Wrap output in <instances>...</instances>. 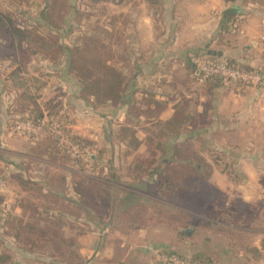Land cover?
I'll list each match as a JSON object with an SVG mask.
<instances>
[{
  "label": "crops",
  "instance_id": "1",
  "mask_svg": "<svg viewBox=\"0 0 264 264\" xmlns=\"http://www.w3.org/2000/svg\"><path fill=\"white\" fill-rule=\"evenodd\" d=\"M155 6L156 9L149 0L116 3L118 15L128 22L127 36L136 39L137 52L140 49L145 58L136 72L138 78L143 77L144 89L136 96L137 80H132L130 102L120 106L124 109L122 118L130 120L127 109L133 100L144 114L148 101L163 104L164 108L151 117L154 120L145 128L150 137L151 131L157 130L155 121H166L177 109L187 108L191 120L179 132L175 148L184 150L187 146L190 159L176 157L170 166H190L194 169L192 177L174 178L173 200L167 199V187L163 185L167 182L160 174L133 178L135 182L131 183L118 182L125 191L119 196L122 204L116 213L128 216L123 218L128 220L123 225L136 232L138 252L130 258L129 247L124 258H115L109 237L104 243L109 224H96L95 254L88 257L81 250L79 257L83 264H95L98 259L111 260L112 264H154L152 247L171 245L174 251L184 253L175 248L173 241L187 237L186 254L205 255L216 262L215 256L221 262V256L212 255L202 246L211 243L208 233L212 223L219 225L217 230L221 232L215 236L214 246L225 248L221 263L263 264L258 254L264 253V85L234 88L221 81L200 82L192 58H232L251 68L264 66V0H158ZM231 6L240 7V12L225 16L223 11ZM214 51H221L222 55L213 54ZM143 147L141 143L137 151ZM157 163L156 167L162 170L168 161ZM188 181L192 184L191 212L183 207L184 199L187 200L183 197V184ZM223 212L229 214L227 219L213 218ZM168 220L172 221L173 237L163 236L166 229L157 232L165 228ZM140 221L146 226H139ZM224 233L227 236L222 237ZM195 238H201L200 248H194ZM118 242L122 250L130 246L122 235ZM230 247L238 252L232 254ZM102 248L106 253H101ZM242 252L247 253L243 261Z\"/></svg>",
  "mask_w": 264,
  "mask_h": 264
},
{
  "label": "rangeland",
  "instance_id": "2",
  "mask_svg": "<svg viewBox=\"0 0 264 264\" xmlns=\"http://www.w3.org/2000/svg\"><path fill=\"white\" fill-rule=\"evenodd\" d=\"M70 2L79 10L78 14L71 10L70 14H72L70 16L66 14V22L63 23L57 8L56 13L51 16L50 21L52 22L49 21L47 24L42 21L43 23L37 27V31L42 35L56 36L61 42L71 47L81 46L89 41L87 43L95 47L100 59L105 60L106 63L107 61L113 62L116 67L125 71L127 83H131L133 79L137 80L138 92L135 95L140 96L144 89V80L143 77L138 78L136 72L138 65L145 58L142 57L140 49L137 52L136 39L127 36L128 22L126 18L118 15L116 7L117 2L118 4L127 3V0H70ZM0 7L12 15L16 24L36 27L33 20L40 18V10L45 6L42 1L36 5L27 3V0H0ZM68 26L71 27L68 29ZM58 27L64 29L60 30ZM85 38H89V40ZM2 43L0 41V44ZM0 48L5 49L4 45ZM33 49L37 50L36 54L25 60L19 54L0 55V111L2 109L0 112V210L3 212V216L7 212L17 216L23 215L22 210L16 207L17 200H21L23 197L51 204L53 210L49 214L60 216L63 221L60 230L69 240L67 242L73 243L72 250L76 254L82 250L88 257L96 252L95 240L98 230L95 225L106 226L109 224L107 232L101 233H105L104 243L109 237L108 243L113 246L117 259L121 256L124 258L127 250L129 251V247H131V253L128 255L131 258L134 253L138 252L139 247L135 246L136 232L131 228H124L126 225L123 224L128 220L123 218L128 216H119L116 213L122 204L119 196L125 191L118 182H135L133 178L147 176L145 171L149 172L157 166L158 160H163L165 145L166 143L170 145L171 141L167 137L154 136L152 139L148 137L149 134L146 133L145 128L154 119L147 117L143 112L141 113L133 105L134 100L127 109L130 120L127 118L125 120L122 118L124 109L120 108L122 105L120 99L101 97L96 100L88 95V92L82 88L84 82L81 78L79 79L80 76L68 68L66 52L60 55V59H57L58 56L54 60L50 53L44 54L37 47ZM13 72L17 74V80L13 78ZM20 82L21 85L18 84ZM22 94H27L26 98H20ZM29 95L34 98L33 101L37 102L44 115L39 123H35L36 121L32 119L33 116L30 115L31 110H35V104L31 102L32 100L27 99ZM18 97L20 105L16 106L14 105L15 99ZM20 107L23 109L26 107L28 110L24 113L17 112L16 108L18 110ZM24 116L28 118L24 119ZM138 116L142 118L139 119ZM128 124L133 127H128ZM50 134L58 138L59 144L64 150L70 151L72 160H64L63 156L54 160L52 154L49 155L43 151L32 152V146H35L39 140H47L46 137ZM73 135L85 136L94 141L92 145L84 146L87 148L84 155L74 148H78V143L75 142ZM161 140H163L164 146L156 144ZM141 143L144 147L137 151ZM168 145H166V149L173 150V145L170 147ZM101 150L103 153H100ZM95 156L98 157L97 162L94 161ZM162 170L164 169L162 168ZM185 170L187 169L172 167L170 171L165 169L164 176L185 179L187 178ZM18 175L25 179L30 178L36 185L23 187ZM94 176L95 180L92 181L95 184L93 186L97 187L98 194L88 196L91 186L88 184L87 177ZM63 178L66 182L59 184L58 180L61 182ZM98 178H106L110 181V185L96 180ZM51 180H54L56 184L54 190L69 198L79 200L81 206H76L56 195L54 198V194L47 191L49 186L47 187L44 183ZM78 187L82 189V196L86 195V197L78 196L76 192ZM168 193L171 191L168 190ZM65 207L69 209L65 210ZM227 217L229 214L226 212L213 216L215 220L227 219ZM118 218L119 220H117ZM113 220H116V223ZM142 222L138 223L139 226H146V223ZM130 225L134 226V224ZM213 225L216 224L211 223L212 228L208 233L211 239L210 245L203 243L201 238H195L193 246L200 248L201 244L199 243L202 242V246L209 249L212 255L221 256L223 261L225 248L215 247L213 244L215 236L221 232L217 230L219 225ZM8 226L0 227V253L10 254L11 257L7 264H12L15 261L20 264H48L63 258L51 247L37 250L38 252L34 253L30 252L14 237L3 234V230L8 229ZM112 226L113 228H111ZM171 226L172 221L168 220L165 228H161L157 232L162 233L166 229V234L162 235L173 237ZM118 227L121 230H118ZM120 235L126 241L124 243L130 244V246L127 245L128 243L126 244L127 249L124 246L122 250L119 245L118 236ZM221 236L225 237L227 234L224 233ZM186 240H188L187 237H182L179 242L173 241V244H176V246L174 245L176 249L179 248L186 253ZM157 242L160 241L157 240ZM168 246V249L173 250L171 245ZM105 247L106 244L103 248ZM103 248L101 249L102 254L106 253ZM161 252L163 250L160 247H152V253L155 256L154 264L160 263ZM235 252H238L237 248H231V253ZM245 253L242 252L240 260L243 261L244 257H247V253ZM74 258L78 260L77 257L74 256ZM213 258L216 263L222 262L218 260V257L214 256ZM65 260L68 264H82L77 260ZM233 260H238V258L234 257ZM98 261L95 264H112L111 260L101 259L100 261L98 259Z\"/></svg>",
  "mask_w": 264,
  "mask_h": 264
},
{
  "label": "trees",
  "instance_id": "3",
  "mask_svg": "<svg viewBox=\"0 0 264 264\" xmlns=\"http://www.w3.org/2000/svg\"><path fill=\"white\" fill-rule=\"evenodd\" d=\"M41 2L44 4L45 7H43L40 10L39 19L33 20L36 27L28 26H20L14 22V19L10 13H6L1 7H0V41L3 43L0 44V46L4 45L5 49L0 48V55L3 56H14L16 54H19L24 60L28 59L29 56L36 54L37 50H34L33 48L37 47L39 51H42L44 54L50 53L52 59L56 60L60 59V55L63 54V52H66V59L68 63V68H71V71H75L82 81L83 89L88 92V95L92 96L94 99L99 100L101 97H107V99H113L116 98L117 100L120 99L121 103L128 104L130 102V91L133 88V85H130V83H127L126 81V73L122 68L116 67L113 62L109 63L105 60L100 59L97 55V51L92 44L89 45V41H86V43H83V45H76L75 47L68 46L67 44L61 42V40L53 36L51 34H40V32L37 31V27L40 26L43 22L47 23L51 20V16L54 15L57 10L59 16H61V22H66V14L70 16L71 10H73L76 14H78L79 10L74 7V5H71L70 0H27V3L29 4H38V2ZM154 8L156 9V3L158 0H149ZM68 8V9H67ZM65 11V12H64ZM76 16V15H75ZM43 21V22H42ZM52 22V21H50ZM34 25V24H33ZM32 25V26H33ZM71 26H68V29ZM60 30H63L64 28L58 27ZM50 36V37H49ZM51 38V39H50ZM86 40H89V38H85ZM5 42V43H4ZM41 52V53H42ZM201 57V56H199ZM206 58V57H204ZM207 59V58H206ZM211 60H218L217 58L213 57L210 58ZM229 60L233 65L239 66L243 69H252L248 65L240 64L238 61L232 59V58H226ZM13 78L17 80V74L15 72L12 73ZM128 79V78H127ZM15 80V82H16ZM214 84L213 82H209ZM21 85V82L18 83ZM241 88L246 87L248 85L240 84ZM26 93V92H25ZM24 93V94H25ZM23 95V94H22ZM20 95V98H26V95ZM25 96V97H24ZM28 100H32L31 102L35 104L34 109L31 110V116L33 120H35V123H39L43 118V113L38 106L37 102L33 101L34 98L29 95L27 98ZM148 101V100H147ZM146 101V102H147ZM148 108L146 110L145 115L147 117H156L159 112L164 108L163 104L153 102L151 101L147 102ZM14 105H20L19 103V97L15 99ZM150 105V106H149ZM18 108V107H17ZM16 111L20 113H24L26 110H28L26 107L25 109L19 108ZM24 119L28 117H23ZM191 120V115L189 111H187V108H179L176 110L174 115L166 120V121H160L157 120L153 124L154 126H157V131L153 130L151 131V136L149 138H153L154 136L159 137H167L171 144L173 145V150L170 151V149L163 150V153L166 161H168L167 165L165 166L166 170H169L173 167L170 166L171 162L175 160L176 157L182 158V159H188L190 157V152L188 150L187 146H184V150H181L180 148H175V140L179 136V132L184 130L186 125H189ZM181 133V132H180ZM76 143H78L79 147H84L88 145H92L94 141H92L90 138H87L85 136H72ZM47 140H43L39 142L37 141L35 146H32V152L37 151H43L48 153L49 155L53 156L54 160L60 159L59 157L63 156L62 158L64 160H72V157L70 156V151L64 150L63 147L59 144L58 138H55L54 135H49L46 137ZM188 139L191 138V135L189 134ZM167 139V140H168ZM168 140V141H169ZM169 141V142H170ZM189 142V141H187ZM158 145H163V140L156 143ZM166 145H168L166 143ZM170 145H168L170 147ZM100 153H103V150H101ZM94 161H98V157L95 156ZM164 170L159 169L158 167H153L149 172L146 170L145 174L147 176L150 175H162L164 176ZM183 169L185 170V175L187 178L192 177L191 171L194 170L190 166H184ZM192 169L191 171H188ZM162 173V174H161ZM189 173V174H188ZM21 184L23 187H29V186H35V182L31 181L30 178H23L21 175H18ZM93 178V179H92ZM88 184L91 186L89 189L90 193L88 196H92V194L97 195L98 189L96 186H93V181L95 180L94 177H87ZM96 180H100L102 183H105L106 185H110V181L106 178H98ZM164 180H166L167 184L164 183L163 185H166V192H167V199L173 200L174 199V186L176 185L174 178L166 177L164 176ZM66 182L65 178L61 179V182L58 180L59 184H62ZM46 186L48 187V192H52L54 194V198L58 196V198H62L63 200H66L67 202L73 203L76 206H81V202L77 199H72L67 197L65 194H60L53 188L56 186L54 180H51L49 182H44ZM54 184V185H53ZM179 185V184H178ZM191 183L188 181L187 183L183 184V197L185 196L187 200L184 199L183 207L191 212V202H190V194H191ZM172 189V190H171ZM168 190H170L172 193H168ZM77 194L79 197L82 196V189L81 187L77 188ZM204 193V192H203ZM56 195V196H55ZM48 196V195H45ZM49 197V196H48ZM83 198L86 197V195L82 196ZM24 198V199H23ZM21 200H17L16 207H19L22 210L23 215L17 216L12 215L10 212H7L4 214L7 216H3V212L0 210V227L5 228L8 226V229L3 230L4 235H10L16 239L17 242H21L25 247L29 249L30 252H38L40 250H44L46 248H53L57 251V253L63 258L59 261H52L48 264H68V262H65V259L74 260L77 259L74 258L77 257V261H81V258L79 257V253L76 254L73 250V243H69L67 237L63 233V231L60 230L63 221L61 220L60 216L57 214H49L52 212L53 207L51 204H45L40 201H32L30 198L23 197ZM186 201V202H185ZM69 208L65 207V210H68ZM45 216H44V215ZM163 251L173 253L178 255L179 257L190 261L195 262L199 264H221L216 263L213 260H211L207 256L202 255H196V256H189L186 253L177 252L174 250H170L167 247H160ZM38 250V251H37ZM69 258H65V257ZM259 257L263 258L264 260V253L258 254ZM10 254L6 253H0V264H7L8 260H10ZM82 262V261H81ZM12 264H20L18 261L12 262ZM70 264V263H69ZM83 264V262H82ZM160 264V263H159ZM223 264V263H222Z\"/></svg>",
  "mask_w": 264,
  "mask_h": 264
},
{
  "label": "built area",
  "instance_id": "4",
  "mask_svg": "<svg viewBox=\"0 0 264 264\" xmlns=\"http://www.w3.org/2000/svg\"><path fill=\"white\" fill-rule=\"evenodd\" d=\"M200 82H215L221 81L229 84L231 87L240 88V84L260 86L264 85V66L252 69H243L239 66L233 65L227 59H219L218 61H211L208 59L195 56L192 58ZM34 127V126H33ZM24 128L26 126L24 125ZM74 147L80 154L84 155L87 148ZM160 264H199L187 261L176 254L169 252H161L159 255Z\"/></svg>",
  "mask_w": 264,
  "mask_h": 264
},
{
  "label": "water",
  "instance_id": "5",
  "mask_svg": "<svg viewBox=\"0 0 264 264\" xmlns=\"http://www.w3.org/2000/svg\"><path fill=\"white\" fill-rule=\"evenodd\" d=\"M239 12H240V7H238V6H231V7L226 8L223 11V14L225 16H235ZM213 54H217V55L220 56V55H222V52L221 51H214Z\"/></svg>",
  "mask_w": 264,
  "mask_h": 264
}]
</instances>
